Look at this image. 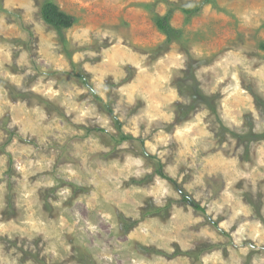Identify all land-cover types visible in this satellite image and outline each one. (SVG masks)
Masks as SVG:
<instances>
[{
    "label": "rangeland",
    "instance_id": "374dc122",
    "mask_svg": "<svg viewBox=\"0 0 264 264\" xmlns=\"http://www.w3.org/2000/svg\"><path fill=\"white\" fill-rule=\"evenodd\" d=\"M44 1L0 0V264H264V0Z\"/></svg>",
    "mask_w": 264,
    "mask_h": 264
},
{
    "label": "trees",
    "instance_id": "16d2710c",
    "mask_svg": "<svg viewBox=\"0 0 264 264\" xmlns=\"http://www.w3.org/2000/svg\"><path fill=\"white\" fill-rule=\"evenodd\" d=\"M161 1L167 3V5L169 6L170 9L167 11V13L165 15L157 16L156 24L160 28V30L163 31L168 36V41H170L172 39L171 35L173 33V29H172L171 24H170V19H171V15H172L174 9L179 8L187 17H189L190 15L196 13L202 6L201 3L199 5L194 4V3L193 4L188 3V4L179 5V4L170 2L169 0H154V3L150 4V6L154 7L156 2L158 3ZM208 1H211V0H208ZM41 12H42V16H43L44 20L54 28L60 29V28L68 27L72 24V17L70 15H66L64 12L60 11L59 8L51 0L44 1L43 5H42ZM98 98H99L98 95H96V99H98ZM192 107H193L192 104L179 103L177 105V108L179 111L178 110L177 111L179 112V114H182L181 115L182 117L180 116L179 119H184L186 116H188L190 114L191 110L193 109ZM210 107H211V105H210ZM212 109L215 112H217V109H215L213 106H212ZM109 112L111 113L110 110H109ZM114 119H115L114 120L115 128L119 131V133H121V137L118 141L121 142V141L132 139L133 137L131 135L124 134V132L122 131L121 122L116 118H114ZM102 130H104V129H102ZM144 155L146 156V153ZM157 172L158 173L162 172L159 165H158ZM162 176L164 177V174H162ZM182 195H183L182 199L184 200V202H189L195 208L201 209L202 211H204V209L201 208L198 203L191 200L184 193ZM151 206L153 207V205H151ZM160 210H161V208H157V207H153L152 209L146 208L145 211L143 212V214L147 215V214H150L152 211L159 212ZM127 221H130V220H126L125 228H128L127 226L129 225V224H127ZM145 249L147 251L151 250V248H149V249L145 248ZM198 251H199V249H198ZM187 253L193 255L194 253H197V251L192 250V251H189Z\"/></svg>",
    "mask_w": 264,
    "mask_h": 264
}]
</instances>
